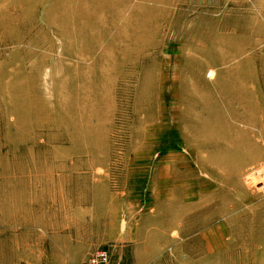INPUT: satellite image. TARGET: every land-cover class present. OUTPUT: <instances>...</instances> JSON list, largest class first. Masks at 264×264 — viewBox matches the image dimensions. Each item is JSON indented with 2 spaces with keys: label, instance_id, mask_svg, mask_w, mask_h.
<instances>
[{
  "label": "rangeland",
  "instance_id": "rangeland-1",
  "mask_svg": "<svg viewBox=\"0 0 264 264\" xmlns=\"http://www.w3.org/2000/svg\"><path fill=\"white\" fill-rule=\"evenodd\" d=\"M264 264V0H0V264Z\"/></svg>",
  "mask_w": 264,
  "mask_h": 264
},
{
  "label": "built area",
  "instance_id": "built-area-1",
  "mask_svg": "<svg viewBox=\"0 0 264 264\" xmlns=\"http://www.w3.org/2000/svg\"><path fill=\"white\" fill-rule=\"evenodd\" d=\"M82 264H112L111 257L107 251L94 252L85 262Z\"/></svg>",
  "mask_w": 264,
  "mask_h": 264
}]
</instances>
